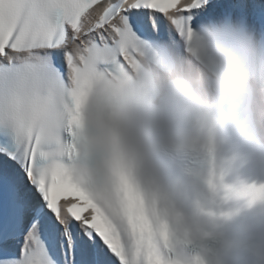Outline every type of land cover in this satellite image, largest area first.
<instances>
[{
  "label": "clouds",
  "instance_id": "clouds-1",
  "mask_svg": "<svg viewBox=\"0 0 264 264\" xmlns=\"http://www.w3.org/2000/svg\"><path fill=\"white\" fill-rule=\"evenodd\" d=\"M69 100L59 116L71 166L102 194L139 191L155 264H228L237 243L246 264H264V35L219 19L133 40ZM155 149L184 153L191 195L163 188ZM241 216L243 240L231 230Z\"/></svg>",
  "mask_w": 264,
  "mask_h": 264
},
{
  "label": "snow or ice",
  "instance_id": "snow-or-ice-1",
  "mask_svg": "<svg viewBox=\"0 0 264 264\" xmlns=\"http://www.w3.org/2000/svg\"><path fill=\"white\" fill-rule=\"evenodd\" d=\"M219 19L264 35V0H0V264H155L139 191L81 180L60 103L128 42Z\"/></svg>",
  "mask_w": 264,
  "mask_h": 264
}]
</instances>
